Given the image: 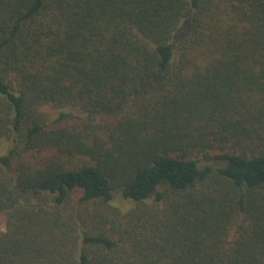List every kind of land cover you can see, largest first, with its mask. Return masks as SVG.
<instances>
[{"label": "trees", "instance_id": "trees-1", "mask_svg": "<svg viewBox=\"0 0 264 264\" xmlns=\"http://www.w3.org/2000/svg\"><path fill=\"white\" fill-rule=\"evenodd\" d=\"M0 209V264H264V0H0Z\"/></svg>", "mask_w": 264, "mask_h": 264}, {"label": "rangeland", "instance_id": "rangeland-1", "mask_svg": "<svg viewBox=\"0 0 264 264\" xmlns=\"http://www.w3.org/2000/svg\"><path fill=\"white\" fill-rule=\"evenodd\" d=\"M121 105H123V104L117 105V108L121 107ZM43 109L49 113L50 117H55L58 115V109L53 108L51 105H45L43 107ZM115 197H116V201L118 204H120L122 206H126L125 203H127L126 202L127 200L124 199L120 193H117ZM113 203L116 205V203L114 201H113ZM119 207H121V206H119ZM121 209L126 210L125 208H122V207H121ZM4 227H5V214L0 209V229H4Z\"/></svg>", "mask_w": 264, "mask_h": 264}]
</instances>
